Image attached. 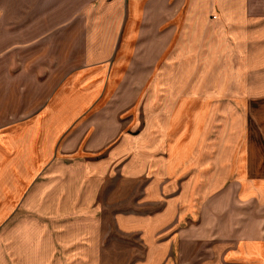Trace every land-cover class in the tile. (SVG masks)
Returning <instances> with one entry per match:
<instances>
[{"label": "crops", "instance_id": "crops-1", "mask_svg": "<svg viewBox=\"0 0 264 264\" xmlns=\"http://www.w3.org/2000/svg\"><path fill=\"white\" fill-rule=\"evenodd\" d=\"M0 2V51L35 52L20 63L21 76L52 84L25 123L30 137L15 145L16 164L10 110L4 103L0 110L2 217L17 193L39 179L55 180L61 192L84 178L93 184L81 181L72 199L89 194L93 202L79 205L80 216L60 217L90 225L99 186L124 158L117 168L122 179L145 181L135 208L114 218L145 244L137 264H264L263 162L236 161L232 143L219 152V140L204 138L202 124L172 121L176 109L186 112L179 100L201 93L141 89L156 68L153 83H169L176 67L240 66L260 76L264 0ZM6 71L0 70L2 83L10 81ZM259 76L254 80L263 82ZM260 92L247 90L246 98Z\"/></svg>", "mask_w": 264, "mask_h": 264}, {"label": "rangeland", "instance_id": "rangeland-1", "mask_svg": "<svg viewBox=\"0 0 264 264\" xmlns=\"http://www.w3.org/2000/svg\"><path fill=\"white\" fill-rule=\"evenodd\" d=\"M2 5L0 2V7ZM32 55H35V52L21 53L15 49L0 51V70L6 71L9 68L10 73L8 83L0 82V93L4 92L5 95V99H0V110L3 103L5 112L8 107L10 110V139L14 147L11 155L12 164L17 163L15 160L19 156L18 147L15 145L22 138L30 137L29 130L24 128L25 123L32 112L42 106L45 101L42 97L52 85L50 82L34 84L29 80L30 75L21 76L20 70L24 68H21L20 63ZM8 62L9 67L6 65ZM158 69L156 68L150 78L151 82L142 84V90L163 88L202 94L200 98L179 100L185 101L186 112L180 113L176 109L172 121L179 122L180 117L192 124H202L204 138L219 140V152L226 149L224 144L228 141L236 150V161L246 164L252 156V162L256 161L257 166L260 161L264 164V69L259 76L254 74L253 70L249 73L246 72V68L240 66L176 67L172 68L170 82H160L161 84L153 83L158 75ZM257 76L263 82L256 81ZM45 78L46 76L40 75L41 81ZM212 78L223 81L208 80ZM257 87H261L260 94L246 98V91H252ZM38 94L41 97L35 99ZM192 109H196V112L194 113ZM4 120L6 122V119ZM103 152L98 154H104ZM121 160L124 158L112 166L110 174L98 188L94 206L97 209L91 208L92 212H97L95 214L97 218L91 221L90 225H82V221L78 220L79 218L74 219L72 215L60 217L71 212L74 214L76 212L74 216H80L83 210L79 209V205L85 201L93 202L88 198L89 194L75 195L72 199L71 193L81 181L93 184L84 178L79 180V183L75 178L74 188L65 187L66 189L61 191L64 194L57 190L58 183L55 180L45 177L39 179L31 185L25 195L17 193L16 199L3 217L0 203V264H137L143 261L146 248L139 235L119 230L114 222L116 215L129 214L142 197L141 186L145 182L138 184L136 181L131 183L122 179L117 171ZM75 174L77 175V171ZM13 175L12 173L11 179L15 181ZM66 190L69 192L65 193ZM70 204L75 205L74 211H68ZM89 233L94 234L95 241H91Z\"/></svg>", "mask_w": 264, "mask_h": 264}]
</instances>
